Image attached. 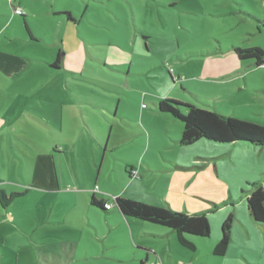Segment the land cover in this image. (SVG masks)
Masks as SVG:
<instances>
[{"label":"rangeland","instance_id":"obj_1","mask_svg":"<svg viewBox=\"0 0 264 264\" xmlns=\"http://www.w3.org/2000/svg\"><path fill=\"white\" fill-rule=\"evenodd\" d=\"M95 1L86 4V1L79 0L77 7L72 6L77 20L88 9L83 22L78 23V33L73 40L68 37L77 32L75 29L60 26L57 18L47 23L39 17L32 23L33 30L42 38L32 40L23 17L16 15L10 23L11 8L6 5L0 8V11H6V16H0V49L26 62L11 77L3 78L0 74V117L4 116L6 125L3 131H7L0 135V179L8 196L10 193L20 194L12 205L16 224L1 223L0 216V250L4 253L3 257L0 254V264L135 262H118L109 258L111 254L105 249V242L102 239L99 241V236L92 237L89 231H85L84 240L79 241L76 255L72 254L74 248L71 242H62L58 237L62 234V227L48 226L52 231L43 233L44 227L40 226L42 221L37 215L38 206L48 211L52 209L56 214L75 213V208H69L62 201L37 204V190L31 194L23 192L26 190L23 187L31 185L27 181L33 178L38 153L47 148L53 150L57 157L55 166L58 174L68 177L74 173L76 175L79 170L82 178H88L82 185H88L92 178L99 180L97 185L94 184L96 192L102 186L109 191H121L120 195L124 197L163 206L168 203V207L175 210L206 215L211 234L209 237L193 236L195 250L178 245L174 235L171 237L174 249L169 248V237H141L142 240L157 241L158 248L166 246L165 254L171 256L174 264H264V223L254 220L247 203V196L254 184L264 187V146L252 143L236 146L208 139L181 145L182 121L151 110L155 102L170 98L264 125L262 116L238 110L234 104L237 98L229 94V83L224 84V80L217 78L218 73L224 75L223 70L247 72V78L257 81L264 88V66L246 68L252 61L240 60L230 50L233 43L243 48L261 47L264 50V0ZM132 8L139 17L138 22L133 21ZM142 17L146 20H142ZM102 18L105 19V26L108 25L105 30L100 26ZM137 27L159 34L158 39L148 43L156 55L145 53L142 56L145 65L132 66V71L138 69L142 74L127 76L134 89L118 92L124 98L130 97L123 103V109L126 115L135 116V123L130 126L133 134H125L126 138L116 143L114 149L109 147L106 151L97 144L93 148L90 134V144H87L84 136H79L77 160L68 151L65 155L56 152V142L61 139V143L65 144L70 137V127L78 129V125L74 121L72 125L67 113L62 119L61 134L42 124L41 117L45 115L42 108L47 105V97L53 95L66 99L71 95L100 97L105 94L104 88L91 85L85 75L71 76L65 70L57 71L47 63L55 61L59 51L63 59L66 50L61 37H66L71 48L80 43V37L99 47L94 43H101L110 34L121 33L127 37ZM167 62L174 68L175 75L180 76L175 84L168 73ZM89 65L98 70L101 78L116 83L127 81L125 75L103 69L100 60L87 57V71ZM238 76H241L238 80L244 83L243 76ZM70 79L79 80L73 85ZM55 84V90H50ZM183 84L185 86H181ZM260 95L257 98L264 105V94ZM145 106L152 114L137 118L138 109ZM181 110L186 113L187 108L181 107ZM110 132L111 126L103 137L105 141ZM148 144L151 146L147 159L143 161ZM60 155L62 159H59ZM97 196L100 197L99 194ZM41 212L44 217L43 209ZM230 215L233 220L227 252L216 255L215 245L221 239L223 223ZM146 224L163 228L149 222ZM63 226L70 229L68 224ZM105 226L109 232L106 223ZM111 237L107 239L111 240ZM87 246L90 249L88 253L85 249Z\"/></svg>","mask_w":264,"mask_h":264},{"label":"crops","instance_id":"obj_2","mask_svg":"<svg viewBox=\"0 0 264 264\" xmlns=\"http://www.w3.org/2000/svg\"><path fill=\"white\" fill-rule=\"evenodd\" d=\"M78 1L79 0H0V8L5 5L11 8V17L9 20L10 23H12L15 16L18 15L14 12V9L17 7L22 8L25 15L22 20H24L25 25H27L26 28L29 30L32 40L42 38L33 30L34 25L32 22L37 21V17L41 18L47 23L52 22L57 18V22L60 24V26L64 25L70 29H75L77 32H75L74 35L70 34L68 37L70 40H73L76 33H78V23L81 24V22H83L82 18L88 11V9H86L79 20L75 19L77 15L74 13V8L72 6L77 7ZM81 1H86V4L90 2H97L95 0ZM67 12H70L72 18H74L73 20L68 19V15L66 14ZM132 13L133 21L138 22L137 19H139V17L136 16L133 8ZM0 16H6V11L1 10ZM117 19L120 20L119 17ZM142 20H146V18L142 17ZM101 22L102 24L100 26L104 28V30L108 28V25L105 26L106 22L104 18H102ZM153 22L156 24V27L159 26L156 20ZM158 34L159 33L156 31H146V29L143 27H137L135 32H130L127 37H124L121 33L118 35L110 34L109 37L104 39V41L101 43L95 42L94 44L99 45V47L93 46L90 42H86L85 39L80 37V43L73 48L68 46L66 37H61L62 45L65 46L66 51L63 59H61L62 62L59 67H53L57 69V71L65 70L66 72L70 73L71 76L85 75L87 81L91 82V85L104 88L105 94L100 95V97H78L71 95L66 99H63V97L61 98V96H58V99L56 96L48 95L49 97H47L45 101L47 107L45 106V109L42 108L45 110L43 111V114L45 115H42L41 123L47 125L48 128L54 133L61 134L63 130L62 119L65 116L64 114L67 113L72 125L73 121L75 125H78V129H75L74 126L70 127V137L67 139L65 144L61 143V139L56 142V152H61L60 154L65 155V152L68 151L69 153L73 154L77 160L78 157L76 156L78 155V148L80 146L78 139L79 136H84L87 144H90L88 140V134H90L89 138L91 137L90 139L93 148L94 145L97 144L98 146H102L106 151L109 147L114 149L116 143L119 144L126 138V136H124L125 134H133V132L130 130V126L132 125L131 123H135V116L131 117L126 115L127 112L125 109H123V103H125L126 98L130 99V97L124 98V96L118 92L127 88L134 89V87H132L133 84L129 78H127V76L131 77V75L142 74L138 69L132 71V66L139 67L140 65H145L144 58H142L145 53L156 55L155 52H152V47L148 45V43L152 39H158ZM230 50L233 51V48L231 47ZM60 52L61 51H59L58 54ZM87 57H91V59L97 61L100 60L103 63V69L110 70V72H113L116 75L123 74L127 78V81L116 83L115 81H111L107 78H101L102 76H100L98 70H96L92 65H89V71H87ZM230 58L235 60V58H232L231 55ZM54 62L55 61H49L47 63L49 65H53ZM162 64H164V62H162ZM25 65L26 62H24L22 59L0 49L1 77H11L14 71L20 70L21 67ZM252 66L254 65L249 63L246 68ZM221 71L222 69L220 72ZM223 71L224 75L222 72L218 73L217 78L219 80H224L222 82L224 84L229 83L231 90L229 93L230 96L235 97V99L237 98V101H235L236 103H234L235 106H237L236 108L238 110L251 112L255 116H262V118H264L263 101H261L260 98H257V95L261 96L260 94H264V88L261 87L262 85L257 81H251V79L247 78V72H230L229 70ZM238 74L243 76L245 80L244 83L238 80L241 77L238 76ZM77 80L79 79H70V82L72 81L71 83L74 85ZM186 80H188V78H186ZM181 86H185V84ZM55 88L56 84L54 87H51L50 90H55ZM151 110L156 111L155 109ZM151 110L148 109V107L141 109L139 108L137 118H143L146 114H148L147 116H150L152 114ZM5 125L6 121L4 116H2L0 117V135L7 133V131H3L5 130ZM110 126L111 132L105 141L103 137L108 133ZM54 130H56V132ZM112 132L114 136L112 135ZM142 132L143 131L141 129V133ZM4 142L6 141H3V143ZM232 144L236 146L246 145L241 142H235ZM148 145L149 148L142 157L143 161L147 159V154L151 146L150 144ZM86 148L88 149V147ZM87 149L84 151H88ZM81 152H83V150H81ZM62 155L59 156V159H62ZM56 159L57 157L55 156L54 151L49 148H47L46 151L39 152L36 158L33 178H29L27 181V184L31 185H28L29 187H23L26 189L23 191L24 194H31L35 190L38 191L37 195H35L37 204L41 203L42 205H46L51 203L53 200H57L58 203L61 201L65 202L69 208H75V213L72 215H68L66 213L56 214L52 209L48 211L47 208H42L45 215L43 217L41 212L42 209L38 206L37 215L38 219L42 221L40 226L44 227V234L47 232L50 233L52 231V229L48 228V226L51 227L53 225H59L58 227H62L60 228L62 234L60 236L58 235V237L61 238L62 242H71L74 248L72 254L75 255L77 251L76 248L80 246L79 241L84 240L85 238L84 232L89 231L91 233L88 232V234H90L92 237H94L93 235L99 236L100 238H98V240L100 241L102 239L103 242H105V249L109 252V254H111L109 258L117 260L118 262H127L129 260H133L135 261L134 264L157 261H161L162 264H174L171 256L165 254L166 246L161 245L158 248L157 245L159 243L157 241L141 239V237L144 236H153L154 238L169 237V248L174 249L175 247L171 238L172 235H174L176 242L177 239L173 230L162 225L160 226L163 228H156L146 224L148 223L146 221L125 216L116 206L106 211L103 209V207L92 204V196L105 203L110 202L112 197H116L122 194V192L109 191L102 186L98 187V191L96 192L94 189L97 183H99V180H94V178H92L93 180L90 181L88 185H82L88 180V178H82V175L80 174L79 170L76 171V168V175L74 173L73 175L67 177L62 173L58 174L55 166ZM94 184L96 185L94 186ZM0 190H3L8 196L6 188L2 185L1 179ZM105 191L111 193H106ZM11 194L12 193L9 195ZM97 194H99L100 197H98ZM89 197H91V199ZM15 200L16 198L12 200L8 206H4L0 203V216L2 219L1 223L6 221L16 224L17 220L14 217L12 211V205L14 204ZM105 223L109 227V232L106 231ZM65 224H68L70 229L66 226H63ZM46 236H49V234ZM109 236H113L111 237V240L107 239ZM53 238L55 239L57 237ZM24 246L27 248V245ZM85 249L87 253L90 251L89 246H87ZM110 249H112L111 252L109 251ZM17 252L20 253V251ZM0 254L3 257L4 253L1 250Z\"/></svg>","mask_w":264,"mask_h":264},{"label":"trees","instance_id":"obj_3","mask_svg":"<svg viewBox=\"0 0 264 264\" xmlns=\"http://www.w3.org/2000/svg\"><path fill=\"white\" fill-rule=\"evenodd\" d=\"M68 19L73 20L70 12L66 13ZM24 18V14L21 15ZM27 26V25H26ZM30 33V32H29ZM233 51L240 60H251L256 67L264 66V50L261 47L243 48L233 43ZM61 52L58 54L52 66L61 64ZM168 63V62H167ZM168 73L172 82L180 79L175 75L174 68L168 63ZM147 107V106H145ZM181 107L187 108L183 113ZM154 109L179 119L183 123L182 136L179 139L181 145H190L200 139H208L219 143H252L264 146V125L223 114L221 111H211L194 105L184 104L181 101L165 98L155 102ZM132 174V171H130ZM20 194L12 193L7 196L0 190V203L4 206L18 197ZM92 204L109 210L116 206L125 216L134 217L142 221L166 226L173 230L178 244L181 247L195 250L196 237H209L211 229L208 218L204 214L187 213L175 210L172 207L151 204L142 200L118 195L112 197L110 202H103L92 196ZM110 203V208L105 204ZM248 209L255 221L264 223V187L254 184L253 190L247 196ZM233 216L230 215L222 226V237L215 245L214 253L224 255L227 252L231 239V227ZM144 264V263H142Z\"/></svg>","mask_w":264,"mask_h":264},{"label":"built area","instance_id":"obj_4","mask_svg":"<svg viewBox=\"0 0 264 264\" xmlns=\"http://www.w3.org/2000/svg\"><path fill=\"white\" fill-rule=\"evenodd\" d=\"M14 12H15L16 14H18V15H23V14H24L23 9L20 8V7L15 8V9H14ZM110 207H111V204H110V203L105 204V208L108 209V208H110ZM144 264H162V262H161V261H157V262H145Z\"/></svg>","mask_w":264,"mask_h":264}]
</instances>
